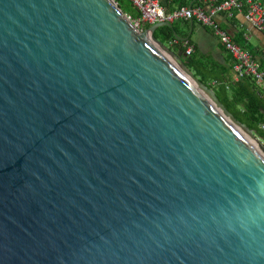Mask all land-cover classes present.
Masks as SVG:
<instances>
[{
    "label": "water",
    "instance_id": "obj_1",
    "mask_svg": "<svg viewBox=\"0 0 264 264\" xmlns=\"http://www.w3.org/2000/svg\"><path fill=\"white\" fill-rule=\"evenodd\" d=\"M162 27L0 0V264H264V142Z\"/></svg>",
    "mask_w": 264,
    "mask_h": 264
},
{
    "label": "trees",
    "instance_id": "obj_2",
    "mask_svg": "<svg viewBox=\"0 0 264 264\" xmlns=\"http://www.w3.org/2000/svg\"><path fill=\"white\" fill-rule=\"evenodd\" d=\"M116 1L121 10L132 19H137L140 16V11L130 0ZM215 1L223 2L224 0ZM208 3L209 0H168V4L164 8L168 13H172L184 6L206 7L209 5ZM190 22L177 21L173 23L172 28L162 27L157 32L164 37L162 42L167 47L175 53L183 52L186 54L187 46L184 45L183 41L178 40L176 35L187 38L188 34L184 32L182 26L188 27ZM150 26L144 24L141 26V30H145ZM187 41L193 47V51L183 59V62L195 77L215 92L220 102L237 121L250 129L257 138L264 142V128H262L264 126V95L259 88L248 77L234 81L231 72L232 63L230 65L221 64L210 55L201 53L191 37L187 38Z\"/></svg>",
    "mask_w": 264,
    "mask_h": 264
},
{
    "label": "built area",
    "instance_id": "obj_3",
    "mask_svg": "<svg viewBox=\"0 0 264 264\" xmlns=\"http://www.w3.org/2000/svg\"><path fill=\"white\" fill-rule=\"evenodd\" d=\"M130 1L140 11V16L137 19H132L129 16L138 29H141L144 24L153 25L162 22L173 24L177 21H193L209 29L229 54L233 80L251 78L264 95L263 66L248 50L234 42L232 36L222 28L219 21L222 16L231 18L235 13H240L251 27L264 34L263 0H224L223 2L209 0V5L206 7L184 6L172 13H168L159 0ZM183 42L187 46L186 56H188L192 53L193 47L188 44L187 40ZM261 58L264 59V54L261 55Z\"/></svg>",
    "mask_w": 264,
    "mask_h": 264
},
{
    "label": "crops",
    "instance_id": "obj_4",
    "mask_svg": "<svg viewBox=\"0 0 264 264\" xmlns=\"http://www.w3.org/2000/svg\"><path fill=\"white\" fill-rule=\"evenodd\" d=\"M159 1L164 7L168 4V0ZM219 21L222 28L229 32L233 40L245 47L264 67V59L261 58V55L264 54V34L251 27L240 13H235L231 18L222 16ZM182 27L184 32L188 34L187 38L191 37L201 53L210 55L221 64H231L229 54L209 29L196 22H193L192 26L190 22L188 27L184 25Z\"/></svg>",
    "mask_w": 264,
    "mask_h": 264
},
{
    "label": "bare ground",
    "instance_id": "obj_5",
    "mask_svg": "<svg viewBox=\"0 0 264 264\" xmlns=\"http://www.w3.org/2000/svg\"><path fill=\"white\" fill-rule=\"evenodd\" d=\"M152 43L154 44V46H156V48L157 49H159V51L163 54V55H165L166 56V58L179 70V71H181L182 72V70H181V65L179 64V63H177L174 59H173V57H171L169 54H167L165 51H163L161 48H160V46L158 45V44H156V43H154L153 41H152ZM188 79L190 80V81H192L189 77H188ZM249 142H250V144L255 148V149H258V144H257V142L255 141V140H251V139H249Z\"/></svg>",
    "mask_w": 264,
    "mask_h": 264
},
{
    "label": "rangeland",
    "instance_id": "obj_6",
    "mask_svg": "<svg viewBox=\"0 0 264 264\" xmlns=\"http://www.w3.org/2000/svg\"><path fill=\"white\" fill-rule=\"evenodd\" d=\"M141 30V29H140ZM143 31V30H142ZM156 38L158 39V40H160L161 42L164 40V37L160 34V33H158L157 31H156Z\"/></svg>",
    "mask_w": 264,
    "mask_h": 264
}]
</instances>
